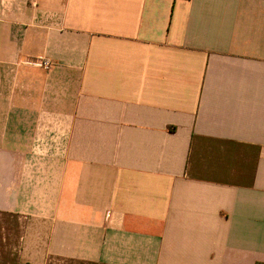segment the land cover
I'll use <instances>...</instances> for the list:
<instances>
[{"label": "crops", "instance_id": "0c3cea01", "mask_svg": "<svg viewBox=\"0 0 264 264\" xmlns=\"http://www.w3.org/2000/svg\"><path fill=\"white\" fill-rule=\"evenodd\" d=\"M0 264H264V0H0Z\"/></svg>", "mask_w": 264, "mask_h": 264}, {"label": "built area", "instance_id": "2783aa9c", "mask_svg": "<svg viewBox=\"0 0 264 264\" xmlns=\"http://www.w3.org/2000/svg\"><path fill=\"white\" fill-rule=\"evenodd\" d=\"M43 66H44L45 68L49 69L50 66H51V62H50L49 60H45V61L43 62Z\"/></svg>", "mask_w": 264, "mask_h": 264}]
</instances>
